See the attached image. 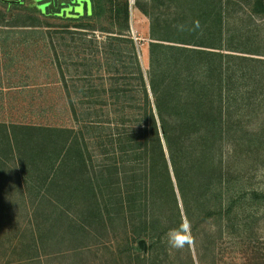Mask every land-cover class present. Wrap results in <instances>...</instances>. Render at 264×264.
<instances>
[{"label": "trees", "instance_id": "1", "mask_svg": "<svg viewBox=\"0 0 264 264\" xmlns=\"http://www.w3.org/2000/svg\"><path fill=\"white\" fill-rule=\"evenodd\" d=\"M89 2L61 25H20L57 30L58 88L40 96L59 104L0 120V264H264L242 217L264 191L239 188L229 165L240 147L264 151V0H135L145 71L130 1ZM184 216L195 247L171 249Z\"/></svg>", "mask_w": 264, "mask_h": 264}, {"label": "rangeland", "instance_id": "2", "mask_svg": "<svg viewBox=\"0 0 264 264\" xmlns=\"http://www.w3.org/2000/svg\"><path fill=\"white\" fill-rule=\"evenodd\" d=\"M129 1L131 4L130 35L137 43L140 63L145 71L148 66L149 21L134 8L135 0ZM32 8L34 5L29 1H25V6L22 7L6 6L0 1V110L1 108L6 110L5 113L0 111V120L9 121L7 110L13 107L59 104L52 95V91L46 96H40V90L58 88V85L54 84L58 78L53 77L51 69L53 59L50 47L51 43L57 46L56 39L53 37L57 30L54 27L33 29L20 27V25L30 22V19L26 18V15L30 14L52 26L61 25L65 21L57 17H44L38 11L31 10ZM238 18L241 19L240 16ZM239 19L237 23H239ZM246 21L248 20L246 19ZM252 22L253 29L264 30L261 29L264 28L262 25L264 23L257 20ZM68 30L76 31L73 28ZM50 66L51 68H49ZM260 109L259 119H262L264 118V102L261 103ZM229 165H232L231 170L239 188L264 191V151L255 152L240 147L232 155V162ZM246 215L249 216L247 234H249L252 244L257 243L264 247V206L245 209L242 217ZM14 216L25 217L26 212H19ZM239 219H235L237 225ZM86 257L89 258V255L86 254ZM49 264H87V258L83 257V260H80L79 257H70L63 263Z\"/></svg>", "mask_w": 264, "mask_h": 264}, {"label": "flooded vegetation", "instance_id": "3", "mask_svg": "<svg viewBox=\"0 0 264 264\" xmlns=\"http://www.w3.org/2000/svg\"><path fill=\"white\" fill-rule=\"evenodd\" d=\"M6 6H25V1L31 2L34 8L31 10L38 11L44 17L61 18L65 15L70 16L83 13L87 10L86 0H0ZM67 2L66 4H63ZM81 8H79L80 6ZM43 7V10L41 9ZM78 11V12H75ZM87 12V11H86ZM78 13V14H80Z\"/></svg>", "mask_w": 264, "mask_h": 264}, {"label": "clouds", "instance_id": "4", "mask_svg": "<svg viewBox=\"0 0 264 264\" xmlns=\"http://www.w3.org/2000/svg\"><path fill=\"white\" fill-rule=\"evenodd\" d=\"M179 31H184V25L177 26ZM200 27L199 21L194 22V28ZM166 242L171 249L183 250L185 247L192 249L195 247V238L192 234V225L190 220L184 216L177 228L171 229L166 233Z\"/></svg>", "mask_w": 264, "mask_h": 264}, {"label": "water", "instance_id": "5", "mask_svg": "<svg viewBox=\"0 0 264 264\" xmlns=\"http://www.w3.org/2000/svg\"><path fill=\"white\" fill-rule=\"evenodd\" d=\"M66 3L67 2H64L63 4H66ZM86 4H87V12L89 13L90 12V2H89V0H86ZM79 8H81V6ZM41 9L43 10V7H41ZM75 12H77V11H75ZM78 13H80V11ZM137 246H138L139 250L142 253H146V244H145V241L144 240H140L138 242Z\"/></svg>", "mask_w": 264, "mask_h": 264}]
</instances>
